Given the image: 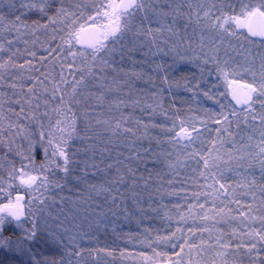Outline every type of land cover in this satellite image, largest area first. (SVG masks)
I'll list each match as a JSON object with an SVG mask.
<instances>
[{
    "label": "snow or ice",
    "instance_id": "6c2138e0",
    "mask_svg": "<svg viewBox=\"0 0 264 264\" xmlns=\"http://www.w3.org/2000/svg\"><path fill=\"white\" fill-rule=\"evenodd\" d=\"M179 20L185 36L189 27L200 30L192 55L179 49ZM165 33L181 38L173 43ZM241 48L242 63L229 55ZM157 53L174 59H148ZM178 60L198 62L200 78L177 79ZM209 63L220 83L205 90ZM181 88L193 98L202 92L219 110L169 115L163 97ZM158 114L163 123L154 122ZM156 129L161 135H152ZM153 140L171 145L164 156L174 178L195 164V175L175 183L196 190L183 211L173 206L174 231L138 241L152 254L137 258L264 264V0H0V264H112L114 249L82 246L95 239L91 225L84 231L51 209L58 198L65 203L60 194L69 186L78 194L69 199L96 206L98 227L108 215H130L129 201L140 214L145 203L156 211V194L182 192L187 201L188 188L172 186L174 179L149 191V160L159 163Z\"/></svg>",
    "mask_w": 264,
    "mask_h": 264
},
{
    "label": "trees",
    "instance_id": "16d2710c",
    "mask_svg": "<svg viewBox=\"0 0 264 264\" xmlns=\"http://www.w3.org/2000/svg\"><path fill=\"white\" fill-rule=\"evenodd\" d=\"M231 2L236 3L238 2V0H231ZM177 39H179V37H177ZM161 44H163V41H161ZM179 49L181 51L183 50L182 44H180ZM237 54L240 58L241 56L240 53H237ZM224 55L225 54L223 53V48H222L220 52L221 60L226 59ZM229 55L232 58H236V59L238 58L237 56H233L232 52L229 53ZM136 56H137V59L144 58L143 52L137 53ZM148 59L149 60L155 59L157 62H160V60L163 59L171 64L174 57L172 55L162 56L160 53H157L155 57H152L151 55H149ZM174 68H175L174 76L177 79H179L182 76H186L188 79H192L193 75H195L197 79L200 78V64L196 61L178 60L177 63H175ZM204 68L206 69L205 71L206 80L202 81V85L206 83L208 85V88L205 90H210L211 85L218 84L220 83V81L218 80L217 73L215 72V66L213 64L211 63L206 64L204 65ZM209 71L211 72V75H208ZM137 87H143V82H140L137 85ZM218 91H223V87L221 86L218 89ZM173 95H175L177 99L173 100ZM181 98H183V102ZM163 101H164V107L169 110V115H171L172 112H174L176 108H179L181 110V115L185 117H188L190 115H199L200 108L202 107L203 108H216L217 110H219V106L215 103V101L210 100L207 97H204L202 92L198 94V98H193V93L183 88L177 90L176 92L172 94H166L163 97ZM173 104L175 105V108L171 107V105ZM97 114H99V112ZM136 115L141 116V118L145 120H147L148 118L146 115L142 114L139 109L136 110ZM164 120H165V117L162 114H158L154 118L155 123H163ZM213 127L215 126L213 125ZM233 130H235L234 127H233ZM152 135L157 136V135H161V133L159 129H156L152 133ZM212 136H215L214 131L212 132ZM143 146L145 148H148L149 147L148 142L144 141ZM151 146H152L153 152H155L156 156L159 158V163L157 167L153 168V162L149 160L148 169L153 171V179L152 181H150L149 191H154V187H159L161 184H163L164 188H168L169 187L168 181L174 179V184L172 186L177 187V188L179 187L188 188L189 190L188 199L187 201H185V194L182 192L174 196H168L165 194L163 200H161L160 195L156 194V195H153L152 197V207L155 208L156 211L153 212L151 209L147 207V203H145L143 205L145 209L143 214H140L138 210L132 211L135 206L132 205L131 201H129L128 207L131 211V214L130 215L129 214L119 215L121 217L120 221L123 219L124 223L123 221L120 222V226L122 225V228L119 227L118 230H116L117 233H119L118 236L112 235L107 229L100 228V230L103 231V234H104L103 237L101 236L99 238L101 246L109 247L112 249L115 248L114 249L115 252H116L117 247L121 246V248H124V246H122L123 244L122 245L117 244L118 243L117 241L119 240L122 241L123 239L124 240L129 239V240L137 241L139 239H146V238L151 240V237L152 239L154 238L152 234L164 235L168 233L169 231H172V230L174 231L175 227H173L172 225V221H173L172 219H174L177 210L173 206L176 204H180L182 205L181 211H183L187 203L194 202L191 198V192L196 190V186L191 184V182H189L188 185H181L179 183H175V181H182L192 175H195L190 170L191 168L195 167V164L192 163L191 161H188L187 162L188 167L177 169V171L179 172V176H176L174 178L173 173L168 170V166H167L165 156H164V153L173 151L171 145H169L167 142H162L160 144H157V142L153 140L151 142ZM114 147H120L121 151L124 150L123 147H121L120 145H114ZM149 156H151V153H149ZM141 170L144 171L143 165L141 166ZM157 172L160 174L162 179L158 180L155 178V174ZM147 175L148 173L145 172V176ZM229 175H233L234 179L236 178L234 174L229 173ZM67 188L72 194H74L71 186ZM69 188H71V190ZM65 190L60 195L64 196ZM145 199H147V194H145ZM161 205H166L167 209H165ZM166 211L169 216L173 217L171 220L168 219V217L166 216ZM126 215L128 218H125ZM148 230H151V231H148ZM103 241H105V243ZM129 244H133V243H129ZM135 249H136V252L138 251V252H147V253H149L151 250V248H149L147 244L145 245V247L141 248L140 246H137ZM135 249H132V253L135 252Z\"/></svg>",
    "mask_w": 264,
    "mask_h": 264
},
{
    "label": "rangeland",
    "instance_id": "374dc122",
    "mask_svg": "<svg viewBox=\"0 0 264 264\" xmlns=\"http://www.w3.org/2000/svg\"><path fill=\"white\" fill-rule=\"evenodd\" d=\"M218 2V0H217ZM237 3V2H236ZM185 23V21L183 20H179L177 21V27L179 28L180 30V33H181V37H182V46H183V52H186L188 55H192V51L191 49L192 48H196L197 51H199V48L197 47L199 42H200V30L199 29H196L195 33H193V29L191 27L188 28L187 30V35L185 36L184 35V30H183V24ZM165 36L170 39L173 43L177 40V37H168L167 36V33H165ZM205 36L207 37L208 34L205 33ZM179 37V39L181 38ZM192 43L191 47H189V43ZM207 42V41H206ZM243 43V41L241 42ZM237 47H239L237 45ZM245 47H248L247 44H245ZM256 47L258 48L259 47V43H257ZM243 52V49H239V52H232V55L233 56H237L238 60L236 58H233L235 59L236 61H240L241 63L243 62V57L242 55L238 56L237 53H242ZM224 53V51H223ZM231 53V52H230ZM225 58H227L225 55H224ZM233 127L235 129V123H233ZM241 127L243 128L244 126L241 125ZM43 158V151L40 150L39 151V155H37L36 159H37V162H39L40 159ZM71 189V188H69ZM73 190V193L72 194L68 188L66 187V190H65V203L64 204H60V201H59V198L56 200V203L54 205V207L51 209V211L53 212V215H56L57 213H62V218L63 217H67L68 221H69V224H71L73 221L81 226V228L84 230V231H88L89 230V225H91V231H90V235L92 237H95V239H90V240H86L82 243V246L85 247V248H95V247H104V246H101L100 244V237L102 236L103 237V231L100 230V228H103V229H107L109 230V232L112 234V235H119V233H117L116 230H118V228H122V225L120 226V222L123 221L124 223V220L122 219L120 221V216L118 217H113L111 215H108L107 218L105 220H103L100 224V226L98 227L95 223L96 221V214H97V208L95 205H89V203H85L83 202L82 200H77V201H73L71 199H69L70 197H73V196H76L78 195L75 191L74 188H72ZM70 192V193H69ZM86 199V197L84 198ZM175 219V218H174ZM172 219V225L173 227L176 228L177 226V222L176 220ZM183 226V225H181ZM188 226H192V223L191 221L188 222ZM196 226H203L201 224L200 221H197L196 222ZM218 227H224L223 224H218L217 225ZM173 231V230H172ZM187 234V233H185ZM153 237H155L154 234H152ZM204 238L207 239V233L204 234ZM126 239V238H125ZM200 239V236L197 235L195 236L194 238V241L195 242H198ZM124 240V239H123ZM117 241L118 243L117 244H123L122 246H124V248H121L120 247H117L116 249V255L114 257H108L107 260L111 261L112 264H148L147 261L145 260H141L138 257V254L139 253H142V252H136V247L137 246H140L141 248L142 247H145L146 244H142V243H139L138 241H142L144 239H139L137 241H134V240H124V241ZM151 240H154V238L152 239L151 237ZM105 243V241H103ZM182 242V241H181ZM129 243H133V244H129ZM125 244V245H124ZM128 244V245H127ZM135 246V247H134ZM153 247H155V244H153ZM115 249V248H114ZM123 249H127L128 252L132 253V249H135V252H133L134 254H136V256L134 257H121L120 256V252L121 250ZM140 250V249H139ZM148 250V249H147ZM145 250V251H147ZM158 250H163V251H171V247L170 246H165V245H161L160 248ZM178 251V249H177ZM149 255L152 254V248L150 250V252L148 253Z\"/></svg>",
    "mask_w": 264,
    "mask_h": 264
},
{
    "label": "water",
    "instance_id": "95a60500",
    "mask_svg": "<svg viewBox=\"0 0 264 264\" xmlns=\"http://www.w3.org/2000/svg\"><path fill=\"white\" fill-rule=\"evenodd\" d=\"M229 99H230V97H229ZM237 107H239V106H237Z\"/></svg>",
    "mask_w": 264,
    "mask_h": 264
}]
</instances>
